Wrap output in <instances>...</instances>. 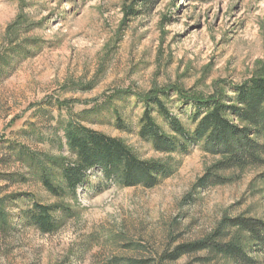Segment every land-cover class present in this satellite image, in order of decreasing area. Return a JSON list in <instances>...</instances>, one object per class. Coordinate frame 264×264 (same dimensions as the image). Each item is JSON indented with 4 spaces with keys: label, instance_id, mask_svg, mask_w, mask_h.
I'll list each match as a JSON object with an SVG mask.
<instances>
[{
    "label": "rangeland",
    "instance_id": "374dc122",
    "mask_svg": "<svg viewBox=\"0 0 264 264\" xmlns=\"http://www.w3.org/2000/svg\"><path fill=\"white\" fill-rule=\"evenodd\" d=\"M260 78L264 0H0V206L10 224L0 228V264H237L209 251L169 259L214 238L264 264L249 234L219 237L225 219L264 222V165L225 168L203 142L162 153L140 136L148 110L177 137L156 98L192 135L197 99L236 106V86ZM71 124L167 174L151 189L123 187L94 168L71 191ZM37 204L53 209L54 233L31 223Z\"/></svg>",
    "mask_w": 264,
    "mask_h": 264
},
{
    "label": "trees",
    "instance_id": "16d2710c",
    "mask_svg": "<svg viewBox=\"0 0 264 264\" xmlns=\"http://www.w3.org/2000/svg\"><path fill=\"white\" fill-rule=\"evenodd\" d=\"M235 90L236 106L225 105L216 100L195 101L196 113L193 115V121L196 128L192 135L168 113L163 101L156 98L153 100L154 104L168 119L177 137L164 135L155 125L148 110L142 119L140 136L153 142L155 149L162 153L174 152L177 149L185 151L187 144L203 142L208 153L227 157L223 164L225 168L264 165V79H252L236 86ZM227 114L245 125L234 124L227 118ZM66 138L70 151L78 157V163L68 164L63 171L64 180L71 191L83 184L86 173L94 168L100 169L107 181H114L123 187L143 186L151 189L159 184L160 177L167 174L163 165L143 162L136 158L120 140L80 125L71 124L67 128ZM207 178L202 180V185L207 183ZM42 182L49 192L61 195V189L55 187L46 175L42 177ZM52 211V208L37 204L30 215L31 223L43 234H52L58 227V221ZM222 225L219 237L224 236L223 229L236 228L249 234L254 243L264 245V222L261 220L225 219ZM9 226L7 214L0 206V228L5 230ZM203 251H209L213 256L229 258L237 264H255L240 242H223L217 238L180 245L169 255V259L176 261L185 255ZM206 259L209 260V257Z\"/></svg>",
    "mask_w": 264,
    "mask_h": 264
}]
</instances>
